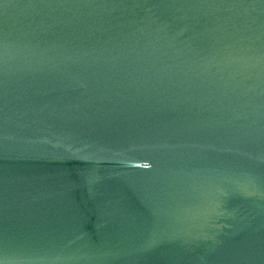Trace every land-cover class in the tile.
<instances>
[{
  "label": "water",
  "instance_id": "water-1",
  "mask_svg": "<svg viewBox=\"0 0 264 264\" xmlns=\"http://www.w3.org/2000/svg\"><path fill=\"white\" fill-rule=\"evenodd\" d=\"M0 264H264V138L0 180Z\"/></svg>",
  "mask_w": 264,
  "mask_h": 264
}]
</instances>
